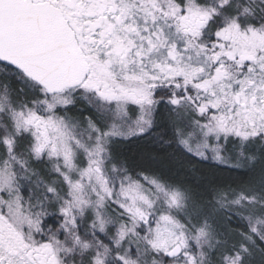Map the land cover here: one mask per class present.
<instances>
[{
    "label": "snow or ice",
    "instance_id": "1",
    "mask_svg": "<svg viewBox=\"0 0 264 264\" xmlns=\"http://www.w3.org/2000/svg\"><path fill=\"white\" fill-rule=\"evenodd\" d=\"M0 264H264V0H0Z\"/></svg>",
    "mask_w": 264,
    "mask_h": 264
}]
</instances>
